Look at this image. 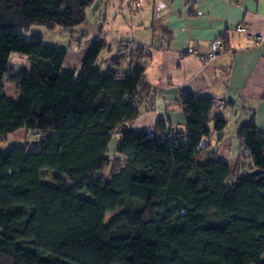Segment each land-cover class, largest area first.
<instances>
[{
  "label": "trees",
  "instance_id": "1",
  "mask_svg": "<svg viewBox=\"0 0 264 264\" xmlns=\"http://www.w3.org/2000/svg\"><path fill=\"white\" fill-rule=\"evenodd\" d=\"M94 1L0 0V141L22 128L41 134L33 147L0 148V264H264V135L254 118L237 129L251 167L236 175L210 150L227 126L212 98L179 96L182 130L129 127L150 94L139 49L126 67L121 55L102 71L97 38L78 70H63L66 48L26 40L33 26L72 35ZM12 54L28 68L15 72ZM44 170L57 174L52 186Z\"/></svg>",
  "mask_w": 264,
  "mask_h": 264
},
{
  "label": "crops",
  "instance_id": "2",
  "mask_svg": "<svg viewBox=\"0 0 264 264\" xmlns=\"http://www.w3.org/2000/svg\"><path fill=\"white\" fill-rule=\"evenodd\" d=\"M92 7L96 23H102L101 30L90 37L77 27L71 29L62 69L78 70L92 51L94 40H102L101 36L105 49L98 56L97 67L102 71H107L121 55L125 56L126 67L132 60L129 54L139 49L150 94L139 99V115L129 127L139 131L162 121L166 128L182 130L179 96L187 92L212 98V116L224 118L227 126L220 140L217 133L211 134L210 150H216L218 158L235 168L236 175L248 171L251 160L236 134L243 122L254 118L264 135V43L255 47L249 37L264 34V0H241L240 6L232 0H141L138 9L119 0H95L89 8ZM239 24L247 33L235 31ZM42 28L49 32L57 27ZM111 32L116 34L108 39ZM221 39L226 50L213 60L200 62L186 52L195 48L207 55L211 42ZM228 128L236 138L233 143L225 138ZM113 136L117 143L118 136ZM112 152L114 155L115 148Z\"/></svg>",
  "mask_w": 264,
  "mask_h": 264
},
{
  "label": "rangeland",
  "instance_id": "3",
  "mask_svg": "<svg viewBox=\"0 0 264 264\" xmlns=\"http://www.w3.org/2000/svg\"><path fill=\"white\" fill-rule=\"evenodd\" d=\"M95 6V5H94ZM93 12V7L89 8L87 10V18H86V23L88 22V25H81L79 27H77L78 30H81L82 33H87L88 35H90V37H94V33H97L98 31L101 30V26L102 23L101 21L99 23H96L97 21V17L92 15ZM110 24V22H109ZM97 25V26H96ZM61 28L57 27L54 30H51L49 32H45L44 29L42 27L39 26H33L32 28H30L28 31L24 32L25 38L27 41L31 40L32 36H43L44 38V43L46 45H51V46H58V47H63V48H67L68 47V41H69V34H66L62 31ZM60 30V31H59ZM105 30V29H104ZM73 34V33H71ZM116 33L111 32L110 35L108 34V39L111 36H114ZM103 36H101V39ZM112 39V38H111ZM73 53V51H70L69 54ZM10 66L13 68V70L15 72H18L22 69H26L29 66V63L27 61L26 58L20 57L17 54H12L10 57ZM4 84V95L10 99L15 101L18 96H19V91L17 90V87L14 83H11L7 80L3 81ZM41 137V134L34 132L30 129L27 128H22L19 129L17 131H15L14 133L6 136L3 141H0V148L2 149H8L10 147H14V146H20V147H33L34 144L39 140V138ZM225 138H227V141L231 140V142L233 143L234 140H236L235 136L233 135V131L232 129L228 128L225 131ZM116 137L112 136L109 144H108V156L112 157V151H114L115 148V144H116ZM214 149H217V146L213 147ZM210 151H203L200 155V158H204L206 156L209 155ZM250 169V168H249ZM236 169L233 168V172L236 174ZM246 171H243L242 173H246ZM110 174V168H106L104 169L102 172L96 174V178L101 177L103 179H106ZM57 177V174L44 170L41 172L40 174V179L41 182L46 184V185H53L54 184V180ZM63 180L67 181L66 178H63ZM68 186H70V184H67ZM83 195H85L86 197H88L85 193H83ZM111 217L110 213L106 214V221Z\"/></svg>",
  "mask_w": 264,
  "mask_h": 264
},
{
  "label": "built area",
  "instance_id": "4",
  "mask_svg": "<svg viewBox=\"0 0 264 264\" xmlns=\"http://www.w3.org/2000/svg\"><path fill=\"white\" fill-rule=\"evenodd\" d=\"M119 1L126 3L133 9H138L141 7V0H119ZM232 2L237 6L241 5V0H232ZM235 31L243 34L247 33L246 28L241 24L236 26ZM249 37L252 45L255 47L264 43V34H254V35H249ZM223 50L224 49L221 40H215L211 42L209 46V53L207 55H202L198 53V51L195 48H188L186 52L188 55L196 58L200 62H207L215 59L216 56L219 55L220 52H222Z\"/></svg>",
  "mask_w": 264,
  "mask_h": 264
},
{
  "label": "water",
  "instance_id": "5",
  "mask_svg": "<svg viewBox=\"0 0 264 264\" xmlns=\"http://www.w3.org/2000/svg\"><path fill=\"white\" fill-rule=\"evenodd\" d=\"M259 172L258 171H252L249 175H257Z\"/></svg>",
  "mask_w": 264,
  "mask_h": 264
}]
</instances>
